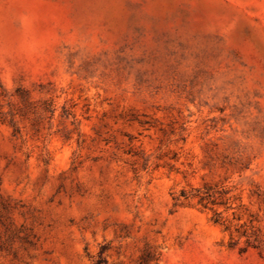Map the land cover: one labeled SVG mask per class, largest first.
Listing matches in <instances>:
<instances>
[{"label": "rangeland", "instance_id": "obj_1", "mask_svg": "<svg viewBox=\"0 0 264 264\" xmlns=\"http://www.w3.org/2000/svg\"><path fill=\"white\" fill-rule=\"evenodd\" d=\"M0 264H264V0H0Z\"/></svg>", "mask_w": 264, "mask_h": 264}, {"label": "trees", "instance_id": "obj_2", "mask_svg": "<svg viewBox=\"0 0 264 264\" xmlns=\"http://www.w3.org/2000/svg\"><path fill=\"white\" fill-rule=\"evenodd\" d=\"M204 199H207V198H205L204 196L199 198L200 201H202Z\"/></svg>", "mask_w": 264, "mask_h": 264}]
</instances>
